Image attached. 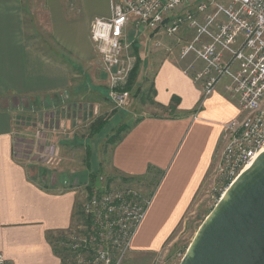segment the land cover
<instances>
[{"label": "crops", "instance_id": "crops-1", "mask_svg": "<svg viewBox=\"0 0 264 264\" xmlns=\"http://www.w3.org/2000/svg\"><path fill=\"white\" fill-rule=\"evenodd\" d=\"M110 15V0H0V254L9 264H61L51 237L73 226L80 206L71 185L77 173L40 177L29 156H15L14 133L30 130L40 116L55 127L49 137L61 155L86 143L67 135L79 118L111 113L107 77L89 37L91 22ZM144 34L135 38V88L145 90L151 76L153 111L123 120L128 113L122 108L119 119L112 117L98 133L106 131L100 142H107L109 131L126 128L114 144L106 143L102 158L87 144L81 153L84 179L99 174L156 181L123 264H153L178 241L221 156L224 125L243 116L226 81L202 99L201 85L183 72L185 61L172 47L176 40L162 31ZM157 40L169 51L154 48Z\"/></svg>", "mask_w": 264, "mask_h": 264}, {"label": "built area", "instance_id": "built-area-1", "mask_svg": "<svg viewBox=\"0 0 264 264\" xmlns=\"http://www.w3.org/2000/svg\"><path fill=\"white\" fill-rule=\"evenodd\" d=\"M110 3V17L94 19L89 37L114 108L124 107L130 97L125 86L135 65L132 47L141 32L162 31L166 38H174L181 28L190 30L191 39L180 44L178 56L185 61L184 74L201 85L202 99L227 82L225 89L243 116L224 125V147L206 184L205 193L215 185L222 187L221 198L264 148V0ZM210 7L215 10L211 14ZM154 48L165 47L157 40ZM30 126L26 133L15 131V156L24 159L33 154L46 164L56 163L58 149L49 137L55 127L41 118ZM148 204L149 199L141 198L135 187L93 192L80 209L85 219L83 235L77 236L83 227L76 225L67 232L73 253L92 251L90 260L75 264H122ZM0 264H9L1 254Z\"/></svg>", "mask_w": 264, "mask_h": 264}, {"label": "rangeland", "instance_id": "rangeland-1", "mask_svg": "<svg viewBox=\"0 0 264 264\" xmlns=\"http://www.w3.org/2000/svg\"><path fill=\"white\" fill-rule=\"evenodd\" d=\"M214 11H215L214 7H210L208 9L209 14L213 13ZM182 30L188 32V30L184 28L180 29L181 32ZM143 33L147 34V37H149L151 32L147 31ZM179 33L174 37L175 40L176 38H178L177 36L180 35ZM190 39H191V34L187 38L182 36L181 41L176 40L175 43H172L173 44L172 47L176 49L177 52L179 50L180 44L185 43ZM137 56L139 57L138 52H137ZM139 69H140V64L138 67V71ZM150 80H151V76L147 78V84H146L147 88L145 90H141V87L135 88V82H134V86L132 87V91L130 92V97L127 100L124 107H122L125 109V111L128 114L126 115L122 114L120 115L121 116L120 118L123 119L127 117L128 119L129 117H131L132 120H137L140 116H143L144 114H149L153 111L154 107H152L151 105L150 88L148 86L150 85ZM110 108H111V113H109L108 116L98 115V117L96 116L92 120L86 119V117L79 118L81 120L80 123L72 124L74 125V127L70 126L73 129L72 131L73 133L69 132L67 135L70 136L71 138L73 137L77 138L78 140L79 139L83 141L85 140L86 143L84 144L76 143L74 144V146L72 144V147L70 149L68 148L69 150L68 152H61V155L58 154L59 159L57 160L56 163L46 164L45 162L39 160L38 157L34 156L33 154H30V156L27 158L29 161V165H32L33 168H36L35 172H37L40 177L49 173H59L60 175H65V177H67L69 172L77 173V176L75 177V179H73L71 183V185L77 188L78 197L80 198V204H79L80 206L76 210L77 215L74 218L73 227L76 225L83 227V229H81L80 232H76L77 236L83 235L85 231L84 229L85 219L80 214L81 205L88 199V197L92 195L93 192L96 191L97 193H99L103 191H111L112 189L115 190V189H123L126 187H135L139 190V195L141 198L148 199L156 184L155 180L153 181L147 180V182L141 183L140 181L139 182L132 181L131 179H125V178L117 179V178L102 176L99 174H95L91 180L83 178L81 174V172L84 171L83 168L84 165L82 161L83 155L81 154L83 152V149L86 146L88 147L91 146L95 153L96 159L102 158V156L105 154L107 150L108 147V145L106 144L107 142L106 141L100 142L103 139L105 133L107 134V132L105 131L101 135L98 133L93 135L91 134V126L99 124L100 122L103 121H106L107 124L109 119H111L112 117H114V119L117 118L115 114L119 113L122 110V108H117V109L114 108L112 104ZM39 118L42 119V117L40 116ZM39 118L37 120H40ZM117 129L118 128H115L109 131V138H111L114 134H116ZM57 152H59V150H57ZM45 169L49 171H46ZM212 189L214 190L212 191ZM222 189H223L222 187L215 185L214 188L208 189L209 191H207L206 193L202 192L201 197H203V200L199 197L201 199L200 208H198L197 212L195 213L193 222L187 225L186 228H184L183 232L181 233V237H179L178 241L169 248L168 253L165 254V257H163L162 259L159 258L154 260L153 264L180 263V260L182 259L188 245L190 244L196 230L198 229L202 221L205 219V217L213 209L215 204L218 202ZM68 234L65 233L64 235L61 236L53 235L51 237V243L61 259V264H75L77 261L87 262L88 260H90V257L92 256V251H88L87 253L80 251L79 253H73L69 249ZM77 255L78 258H76Z\"/></svg>", "mask_w": 264, "mask_h": 264}, {"label": "water", "instance_id": "water-1", "mask_svg": "<svg viewBox=\"0 0 264 264\" xmlns=\"http://www.w3.org/2000/svg\"><path fill=\"white\" fill-rule=\"evenodd\" d=\"M179 264H264V150L202 221Z\"/></svg>", "mask_w": 264, "mask_h": 264}, {"label": "trees", "instance_id": "trees-1", "mask_svg": "<svg viewBox=\"0 0 264 264\" xmlns=\"http://www.w3.org/2000/svg\"><path fill=\"white\" fill-rule=\"evenodd\" d=\"M132 49H133V55L135 56V65H134L132 71L129 74V78H128L127 84L125 86V90H127L129 92L132 91V87L134 86V82H135V80L137 78V75H138V67H139V64H140V59L137 56L138 46L135 43L133 44ZM105 124H106V122L103 121V122H100L99 124L91 126V134L95 135V134L99 133L104 128ZM125 129L126 128L124 126L118 128L117 131H116V134H114L111 138H109L107 140V144H114V142L116 140H118L120 134L122 132H124ZM88 156H89V151L87 150L86 159H88ZM92 178H93V176H91V179Z\"/></svg>", "mask_w": 264, "mask_h": 264}, {"label": "bare ground", "instance_id": "bare-ground-1", "mask_svg": "<svg viewBox=\"0 0 264 264\" xmlns=\"http://www.w3.org/2000/svg\"><path fill=\"white\" fill-rule=\"evenodd\" d=\"M263 150H264V148H263ZM263 150H262V151H263ZM259 155H260V154H259ZM259 155H258V156H259ZM249 167H250V166H249ZM249 167H248V168H249ZM248 168H247V169H248ZM245 170H246V169H245ZM245 170H244V171H245ZM244 171H243V172H244ZM243 172H242V173H243ZM242 173H241V174H242Z\"/></svg>", "mask_w": 264, "mask_h": 264}]
</instances>
